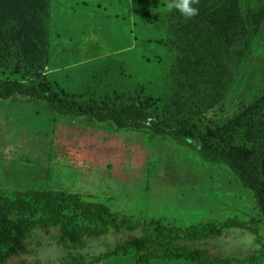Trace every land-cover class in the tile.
<instances>
[{"label": "rangeland", "instance_id": "1", "mask_svg": "<svg viewBox=\"0 0 264 264\" xmlns=\"http://www.w3.org/2000/svg\"><path fill=\"white\" fill-rule=\"evenodd\" d=\"M168 5L169 0H0V23L30 13L21 37L46 56L42 72L57 91L100 96L132 90L170 106L176 86L171 72L180 57L170 42L180 36L169 26ZM242 12L255 37L248 51L241 54L235 46L227 55L232 79L209 112L223 122L264 91L263 28L255 19L260 10L244 4ZM0 77L20 80L6 72ZM226 133L236 143L253 144L241 130ZM0 190L76 194L121 216L114 220L118 228L93 235L85 226L72 232L60 224L66 219L52 225L54 218L42 221L39 211L0 200L10 251L0 264H79L129 243L127 251L144 253L148 264H264V218L252 192L227 166L170 139L59 117L44 103L0 99ZM158 220L162 224H154ZM170 250L185 255H163ZM94 264L139 262L117 254Z\"/></svg>", "mask_w": 264, "mask_h": 264}, {"label": "trees", "instance_id": "2", "mask_svg": "<svg viewBox=\"0 0 264 264\" xmlns=\"http://www.w3.org/2000/svg\"><path fill=\"white\" fill-rule=\"evenodd\" d=\"M244 4L260 10L259 18L255 15V19L263 28L260 39L264 42L263 0H198L194 5L198 15L190 19L183 17L178 10H170L169 26L180 36L170 42L180 56L171 72L176 86L170 97V106H159L152 96L132 90L114 89L100 96L92 92L55 90L42 72L47 63L46 56L36 52L20 34L30 13L27 10L18 13L0 23V72L18 75L20 80L0 77V99L44 103L59 117L137 131L150 138H166L194 149L205 161L227 166L252 192L256 207L264 218V91L253 94L250 102L239 105L225 122L209 116L232 79V59L227 55L235 46L241 54L248 51L254 41V31L249 33L251 25L242 12ZM220 111L216 113L220 114ZM230 129L245 132L253 144L234 142L226 133ZM0 200L29 206L42 214V221L54 218L52 225H56L59 219H66L60 224L67 229L72 226V232L85 226L89 232L96 233L93 235H105L111 227L118 228L114 220L121 217L101 203L50 190H0ZM123 218L126 224H137L131 218ZM154 224L162 222L158 220ZM149 237L152 234L145 235L144 239ZM153 237L158 236L153 234ZM127 245L117 246L79 264H94L117 254L129 255L139 264H148L144 253L128 252L132 245ZM6 246L0 225V261L10 254ZM163 255L180 259L185 254L170 250Z\"/></svg>", "mask_w": 264, "mask_h": 264}, {"label": "clouds", "instance_id": "3", "mask_svg": "<svg viewBox=\"0 0 264 264\" xmlns=\"http://www.w3.org/2000/svg\"><path fill=\"white\" fill-rule=\"evenodd\" d=\"M197 3L198 0H171L168 7L169 10H178L183 17L190 19L198 15V9L194 6Z\"/></svg>", "mask_w": 264, "mask_h": 264}]
</instances>
